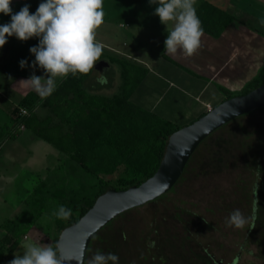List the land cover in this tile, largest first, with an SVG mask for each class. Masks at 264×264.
<instances>
[{
  "label": "rangeland",
  "instance_id": "obj_1",
  "mask_svg": "<svg viewBox=\"0 0 264 264\" xmlns=\"http://www.w3.org/2000/svg\"><path fill=\"white\" fill-rule=\"evenodd\" d=\"M203 1L206 0H198L197 8ZM211 1L235 17L223 33L218 78L225 85L223 87L240 94L263 65L264 0ZM25 2L30 3V13H34L41 0H13L12 5L19 11ZM141 5L146 10L155 8L148 0L143 3L142 0L141 3L136 0H104V18L109 22L104 20L96 39L102 43L101 40L106 42L104 38L109 41L111 37L115 40L121 37L122 30L118 27L120 11L124 7L136 9ZM8 22L9 19L1 20L2 24ZM155 22L161 25L158 17ZM157 25L154 28L157 29ZM100 28L106 30L101 32ZM132 30L131 27L125 29V37L132 35ZM141 36L146 54H158L159 47L157 50L152 48L156 44L152 32L145 31ZM116 43L121 45V41ZM228 50L233 52L231 57ZM30 66L28 64L24 72H29ZM162 67L163 64H158L157 72L162 74ZM114 72L111 77L107 76L110 83L111 79L112 82L117 79ZM98 75L93 73V77ZM155 81L158 80L154 76L142 81L133 101L148 110L155 104L153 112L156 115L178 126L188 125L223 99L214 87L197 98L182 95L181 90L180 93L176 89H166L163 81L154 87ZM86 83L91 90L92 82ZM36 113L42 117L47 115V111L41 108ZM22 136L24 138H10L6 143H3V137L0 140V173L4 172L6 176L5 184L1 182L3 177L0 178V239L2 224L27 209L26 200L36 183L55 180V171L65 161V157L37 139L32 131L27 130ZM258 159L263 171L255 175ZM180 178L164 196L125 212L105 226L93 239L85 262L100 249L116 253L119 264H264V108L238 118L205 139L191 156ZM260 182L263 191L259 187L253 204L248 195L254 184ZM253 205L257 207L254 218ZM237 208L249 218L243 229L226 224L229 213ZM54 235L50 214H44L32 230L22 236L14 252H10L0 240V264H10L14 254H23V245L27 242L47 245Z\"/></svg>",
  "mask_w": 264,
  "mask_h": 264
},
{
  "label": "trees",
  "instance_id": "obj_2",
  "mask_svg": "<svg viewBox=\"0 0 264 264\" xmlns=\"http://www.w3.org/2000/svg\"><path fill=\"white\" fill-rule=\"evenodd\" d=\"M10 7L13 13L18 11L12 4ZM197 14L204 34L212 38H219L235 20L232 14L207 1L199 5ZM4 19H10V16L0 14V20ZM104 57L102 54L100 59ZM101 60L95 63L92 72L86 75L70 74L59 81L52 95L38 98V106L23 103L30 114L21 122L17 121L32 131L37 139L57 150L65 161L55 171V180L38 181L32 188L26 200L27 209L15 219L2 224L3 236L0 240L10 252L18 248L22 236L28 234L37 220L47 213L55 229L50 244L56 247L62 230L77 223L100 195L109 189L124 191L139 186L152 177L164 156L170 135L186 126H178L133 101L148 71L125 57L110 59V63L120 69L118 92L111 96L90 93L85 83ZM261 85H264V61L240 94L222 86L217 88L223 102L246 95ZM36 107L47 111V115H38L34 110ZM205 114H200L189 124ZM256 164L255 175L263 171L261 164L258 165L259 159ZM260 183H255L248 195L252 197L253 204L263 184ZM260 190L263 191L261 187ZM59 205L72 208L69 219H59L53 215ZM256 210L257 207L253 205L252 218L257 216Z\"/></svg>",
  "mask_w": 264,
  "mask_h": 264
},
{
  "label": "clouds",
  "instance_id": "obj_3",
  "mask_svg": "<svg viewBox=\"0 0 264 264\" xmlns=\"http://www.w3.org/2000/svg\"><path fill=\"white\" fill-rule=\"evenodd\" d=\"M12 2L0 0V14L10 16V22L0 24V49L13 36L22 42L38 39V44L30 47L29 52L35 57L32 66H38L45 75L32 74L22 81L31 90L41 97H48L56 91L58 81L70 74L86 75L93 71L103 51L96 36L104 23V0H41L34 13H30V5L26 2L13 13ZM148 3L155 5L153 14L167 30L164 53L193 56L201 47L204 34L197 14L198 0H148ZM19 65L21 69L25 68L28 60L21 59ZM98 74L97 83L107 85L105 73ZM72 212V208L59 205L53 215L67 220ZM248 222L249 218L238 208L226 218L227 226L237 229H243ZM81 238L87 240L88 236L85 234ZM23 248V254H14L10 264H66L68 260L52 244L29 241ZM75 259L77 264H119L120 260L116 253L100 249L86 262L83 255Z\"/></svg>",
  "mask_w": 264,
  "mask_h": 264
},
{
  "label": "crops",
  "instance_id": "obj_4",
  "mask_svg": "<svg viewBox=\"0 0 264 264\" xmlns=\"http://www.w3.org/2000/svg\"><path fill=\"white\" fill-rule=\"evenodd\" d=\"M126 1L133 2L135 0ZM136 1H140L141 3V0ZM143 1L144 0H142V3ZM206 1L216 6L213 1ZM32 5L33 3H31V6ZM121 6L122 5H120V7ZM218 8L222 9L221 7ZM153 12L154 10H152L151 7L150 9L148 8L146 10L143 6L136 9L124 7L120 11L121 16L119 20H121V22L118 24V27L120 30H122L121 37H117V41L112 37L109 38V41L104 38L106 42L101 40L103 47L102 54L105 57L96 65V70L93 72L101 74L105 73L106 76L109 75L111 77L115 71L114 73H116L117 79H115L116 76H114V82H112L111 79V83L108 82L107 85H100L97 83L99 75L98 77H93L92 74L91 77L86 81L92 82L91 90L87 86V83H85V88L90 93L103 96H111L116 90L118 91L121 85L120 69L117 66L115 67L114 64L110 63V59L118 58V56L125 57L130 62L146 68L148 71L146 78L154 76L158 80L153 83L154 87L158 85V82L163 81L166 84V89H176V91L180 93L182 91V95L189 94L198 98L205 95L211 87H214L218 90V86H225L218 78L220 73L218 71L220 64L218 59L220 56L219 49L222 47L223 38H225V35L222 34L219 38H212L206 34H203L201 38V47L191 57H186L182 53H177L175 56L168 55L164 53V41L166 39L167 30L165 29L164 25L156 24L155 19L157 16H155ZM0 24H2L1 20ZM156 25L158 26L157 29L154 28ZM130 27L133 29L132 35L125 37V29H129ZM100 30L101 32H104L106 29L100 28ZM145 31L152 32V37L155 39L156 43L152 46V48L157 50V47H159L160 51L158 54H146V51L143 47L144 45L141 43V40H143V36L141 35ZM130 38L133 39L131 43L129 42ZM119 41H121V45L116 43ZM37 44V38H32L28 41L22 42L13 36L8 39V42L4 45L3 49H0V140L3 137V143L8 142L10 138L13 140L24 138L22 135H24L28 130L26 127L24 130L19 129L20 123L16 119L17 107L23 106V103H27L28 106H33L34 104L38 106V103L35 102H37L38 98L41 96H39L35 91L31 90L24 82H22L27 80L32 74L37 76L45 75L43 70L37 68L38 66H32V61L35 59V57L33 55V57L29 56L30 47ZM129 45L131 46L129 47ZM229 46L231 48V44ZM227 49H229V47ZM228 54L231 57L233 52L228 50ZM21 59H27L28 64H31L29 72H24L25 68L21 69L19 65V61ZM158 64H163L162 68L164 69L160 70L163 71L162 74L156 70ZM94 83L96 86L93 85ZM92 88H96L97 91L93 92ZM197 98H195V101L199 103ZM153 107H155V104ZM153 107L150 108V111L152 112L154 110ZM35 110L37 111L38 107H36ZM30 143L32 144V142ZM30 153L32 154V152ZM1 177H3L1 182L5 184L6 176L4 172L0 173V178Z\"/></svg>",
  "mask_w": 264,
  "mask_h": 264
},
{
  "label": "water",
  "instance_id": "obj_5",
  "mask_svg": "<svg viewBox=\"0 0 264 264\" xmlns=\"http://www.w3.org/2000/svg\"><path fill=\"white\" fill-rule=\"evenodd\" d=\"M264 108V85L246 95H238L219 103L206 114L170 135L164 156L152 177L124 191L107 190L77 223L60 233L56 248L68 257L66 264L86 260L93 238L109 223L125 212L144 206L167 194L178 182L191 156L214 132L234 120ZM87 234V240L82 235Z\"/></svg>",
  "mask_w": 264,
  "mask_h": 264
},
{
  "label": "built area",
  "instance_id": "obj_6",
  "mask_svg": "<svg viewBox=\"0 0 264 264\" xmlns=\"http://www.w3.org/2000/svg\"><path fill=\"white\" fill-rule=\"evenodd\" d=\"M29 109L28 108H25V107H19L18 108V112H17V120L19 122L22 121V119H24L25 117H28L29 116ZM19 129L20 130H24L25 127L22 123H20V126H19Z\"/></svg>",
  "mask_w": 264,
  "mask_h": 264
}]
</instances>
